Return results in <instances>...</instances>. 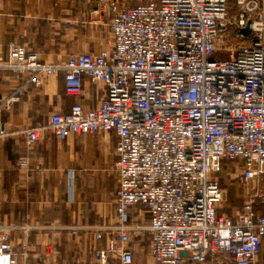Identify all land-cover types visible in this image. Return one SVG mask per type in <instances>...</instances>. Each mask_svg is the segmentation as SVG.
Instances as JSON below:
<instances>
[{"label": "built area", "instance_id": "built-area-1", "mask_svg": "<svg viewBox=\"0 0 264 264\" xmlns=\"http://www.w3.org/2000/svg\"><path fill=\"white\" fill-rule=\"evenodd\" d=\"M237 1L234 29L241 41L226 59L217 52L229 0H142L133 6L114 0L113 49L73 54L64 65L41 63L36 52L10 45L5 67L28 73L36 85L62 69L68 94H81L85 75L107 87L98 107L75 104L49 119L60 139L111 130L118 136L116 220L95 232L97 239L104 231L111 236L107 248L95 250L97 264H136L130 242L144 232L157 264H200L216 253L234 264L255 263L264 245L256 197L234 217L218 211L225 192L217 173L225 162L238 163L247 184L264 182V0ZM40 130L31 128L27 141L35 143ZM137 205L146 221L134 220ZM0 264H18L5 234Z\"/></svg>", "mask_w": 264, "mask_h": 264}, {"label": "crops", "instance_id": "crops-1", "mask_svg": "<svg viewBox=\"0 0 264 264\" xmlns=\"http://www.w3.org/2000/svg\"><path fill=\"white\" fill-rule=\"evenodd\" d=\"M113 1L0 0V237L8 236L18 264H97L95 250L107 248L111 236L104 231L97 239L95 232L116 220L119 157L114 130L60 139L49 128L53 114L67 113L75 104L98 107L106 85L85 75L81 94H68L62 69L36 85L28 73L5 67L10 45L17 42L36 52L39 62L57 65L73 54L112 50ZM118 1L133 6L142 0ZM19 89L23 94L11 100ZM37 125L39 138L29 143L27 132ZM141 208H134V218ZM145 233L136 245L130 242L135 263L157 264ZM228 261L234 264L227 254L216 253L200 264ZM254 264H264V245Z\"/></svg>", "mask_w": 264, "mask_h": 264}, {"label": "rangeland", "instance_id": "rangeland-1", "mask_svg": "<svg viewBox=\"0 0 264 264\" xmlns=\"http://www.w3.org/2000/svg\"><path fill=\"white\" fill-rule=\"evenodd\" d=\"M240 10V5L237 0H229V12L226 19L223 21L224 25L222 26L218 39V58H230L236 47L240 44L241 40L236 38L232 33L234 23L237 21ZM217 178L225 192L224 199L219 204V213H226L231 217L236 216V214L242 211L244 203L249 200L250 197H256L255 209L264 210V182L250 181L247 184L242 178L240 165L238 163L225 162L222 170L217 173ZM254 185L256 187L252 190ZM247 187L249 188L247 189ZM142 218L144 221L147 219L141 216V212L140 214L138 212L134 220L141 222ZM145 234L144 232L142 236ZM142 236L132 238L131 242L136 245L137 241ZM228 264L231 263L228 261Z\"/></svg>", "mask_w": 264, "mask_h": 264}, {"label": "trees", "instance_id": "trees-1", "mask_svg": "<svg viewBox=\"0 0 264 264\" xmlns=\"http://www.w3.org/2000/svg\"><path fill=\"white\" fill-rule=\"evenodd\" d=\"M232 31H233L232 33L235 35V29H234V26H233ZM220 185H221V184H220ZM255 210H256V212H257L258 214H260V215H261V214H264V210H262V209L260 210V209L256 208Z\"/></svg>", "mask_w": 264, "mask_h": 264}, {"label": "water", "instance_id": "water-1", "mask_svg": "<svg viewBox=\"0 0 264 264\" xmlns=\"http://www.w3.org/2000/svg\"><path fill=\"white\" fill-rule=\"evenodd\" d=\"M250 24L247 25V27L243 30L246 35H249L251 33Z\"/></svg>", "mask_w": 264, "mask_h": 264}]
</instances>
